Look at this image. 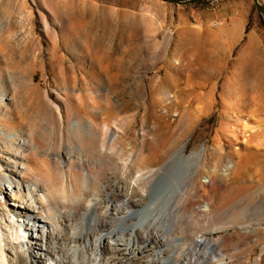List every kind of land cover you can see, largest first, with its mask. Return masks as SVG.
<instances>
[{"label":"rangeland","instance_id":"obj_1","mask_svg":"<svg viewBox=\"0 0 264 264\" xmlns=\"http://www.w3.org/2000/svg\"><path fill=\"white\" fill-rule=\"evenodd\" d=\"M153 181L146 204L178 200L166 241L138 245L264 264V0H0V214L26 218L10 198L49 190L59 234L96 217L93 241Z\"/></svg>","mask_w":264,"mask_h":264},{"label":"bare ground","instance_id":"obj_2","mask_svg":"<svg viewBox=\"0 0 264 264\" xmlns=\"http://www.w3.org/2000/svg\"><path fill=\"white\" fill-rule=\"evenodd\" d=\"M178 155L185 158L182 151H179ZM171 165L172 162L166 170V174L171 171L169 170L171 169ZM36 185L37 183H34L35 187ZM143 191L142 197L144 201L140 203L132 202L133 209H126V211L121 213V217L116 216L117 218H115V222L119 223L106 229L107 233L105 235L108 234L110 236L106 237L101 234L96 235L93 241L91 240L89 233L98 228L96 225L97 223L98 226L100 224V221L96 217H93L92 221L90 220L89 223L86 221L84 222L83 218L80 219L82 220L80 225H77L75 228L77 229V234L80 236L81 240H70L65 234H63L65 237L59 234L60 230L63 229L59 218L56 217L57 215L53 217L46 214L47 211H49L45 209V205L48 204L50 198L48 195L49 190H47L46 193H40L39 195H36L29 190L26 197L22 199L23 201H19L22 198L21 196L10 198L11 201L15 202V209H17V211H19L18 208L23 209L26 212L27 217L23 218L18 214V216L9 215L6 218L4 214H0V264H64L65 262L63 263V259L65 257L60 254L61 248H59V250V246H65L67 252L72 254V264H101L102 259L100 256H102V254H100V251L102 248L110 250L112 253L122 251L121 253L125 258H116L113 260V263L115 264H167V259L158 256L154 244L148 242L145 245L140 246L138 245V242V244L136 243V240L140 237L146 239L150 236V233L153 232L152 237L158 239L160 242L163 240L166 241L165 237L160 239L162 237H160L156 226L157 224L161 225L164 219L166 220V216H169V214L173 212L178 196L174 195L170 198V205H168L167 208L164 206L165 208L156 210L151 205L145 203L150 197L151 191ZM98 198V195L94 194L93 199H83L82 204L88 206L93 202L95 203ZM17 203L19 204L17 205ZM104 207L106 210L109 209V205ZM144 209L149 211V214L147 213L148 216L141 214V211ZM37 215H42L41 220H36L35 217ZM127 215L131 218L125 220V216ZM72 228L74 227L72 226ZM76 229H73L75 231H73L74 233H76ZM63 230L62 233L64 232ZM104 236L106 237L105 239ZM127 238H130V241H128ZM209 242V240H202L199 244L208 245ZM209 250H211V248H209ZM88 251L91 253L90 255L88 254ZM210 253L211 257L202 258L205 264H213L215 261V255L212 251H210Z\"/></svg>","mask_w":264,"mask_h":264},{"label":"water","instance_id":"obj_3","mask_svg":"<svg viewBox=\"0 0 264 264\" xmlns=\"http://www.w3.org/2000/svg\"><path fill=\"white\" fill-rule=\"evenodd\" d=\"M184 146H185V144H183V145L181 146V148H180L179 151H182L183 148H184ZM171 162H172V165H173V164H174V157H172L169 161H167V162L161 167V169H160V171H159V176H158L159 179L166 178V176H165L164 174H166V170L168 169V167H169V165L171 164ZM172 165H171L170 168H172ZM169 170H170V169H169ZM154 185H155V181H153V183H152V186H151V192L155 189ZM150 194H151V193H150Z\"/></svg>","mask_w":264,"mask_h":264}]
</instances>
